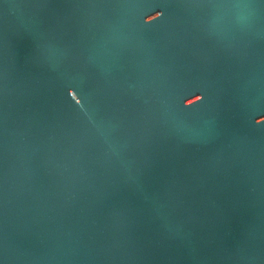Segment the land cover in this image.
<instances>
[{
    "label": "water",
    "instance_id": "water-1",
    "mask_svg": "<svg viewBox=\"0 0 264 264\" xmlns=\"http://www.w3.org/2000/svg\"><path fill=\"white\" fill-rule=\"evenodd\" d=\"M0 264H264V0H0Z\"/></svg>",
    "mask_w": 264,
    "mask_h": 264
},
{
    "label": "clouds",
    "instance_id": "clouds-1",
    "mask_svg": "<svg viewBox=\"0 0 264 264\" xmlns=\"http://www.w3.org/2000/svg\"><path fill=\"white\" fill-rule=\"evenodd\" d=\"M158 15H162V13H160V14H158ZM201 97V99H202V96H200Z\"/></svg>",
    "mask_w": 264,
    "mask_h": 264
}]
</instances>
